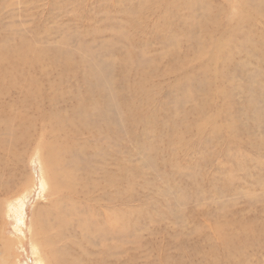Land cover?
Segmentation results:
<instances>
[{"label":"rangeland","instance_id":"374dc122","mask_svg":"<svg viewBox=\"0 0 264 264\" xmlns=\"http://www.w3.org/2000/svg\"><path fill=\"white\" fill-rule=\"evenodd\" d=\"M0 61V264H264V0H0Z\"/></svg>","mask_w":264,"mask_h":264},{"label":"bare ground","instance_id":"6f19581e","mask_svg":"<svg viewBox=\"0 0 264 264\" xmlns=\"http://www.w3.org/2000/svg\"><path fill=\"white\" fill-rule=\"evenodd\" d=\"M185 2V1H184ZM259 3V2H258ZM195 4V3H194ZM256 4V3H255ZM243 5V4H242ZM244 6V5H243ZM246 8H247V6H246ZM247 10V9H246ZM260 10V9H259ZM242 11V10H241ZM240 11V12H241ZM263 12V11H262ZM204 13V12H203ZM262 14V13H261ZM211 15V14H210ZM227 15V14H226ZM243 17V16H242ZM241 17V18H242ZM212 20V19H211ZM217 24V23H216ZM199 28H200V26H199ZM207 28V27H206ZM201 29V28H200ZM203 29V31L204 30H206L205 28H202ZM233 29V28H232ZM215 30V29H214ZM201 31V30H200ZM141 32V31H140ZM218 33V32H217ZM26 46V45H25ZM175 48V47H174ZM23 49H24V47H23ZM30 51V50H29ZM16 52V51H15ZM25 52H27L26 50H25ZM16 54V53H15ZM176 54V53H175ZM12 56V55H11ZM186 56V55H185ZM16 57V56H15ZM20 57V56H19ZM6 59H8V57L6 58ZM22 59L24 60V58L22 57ZM13 61H14V59H12ZM16 60H18V58L16 59ZM10 61V60H9ZM5 62H7V60L5 61ZM0 64H2V62L0 61ZM2 67V66H1ZM148 68V67H147ZM3 69V68H2ZM83 119V118H82ZM61 120V119H60ZM53 123V122H52ZM73 126V125H72ZM87 127V126H86ZM81 130V129H80ZM60 133V132H59ZM57 134V133H56ZM72 134V133H71ZM64 139V138H63ZM65 140V139H64ZM40 143V142H39ZM66 147V146H65ZM65 149V148H64ZM39 150V149H38ZM37 150V151H38ZM49 153V155H50V153L51 152H48ZM31 154V153H30ZM54 154V153H53ZM67 155V154H66ZM45 159V158H44ZM51 165V164H50ZM67 185V184H66ZM34 223V225H35V222H33ZM37 223V222H36ZM36 227V226H35ZM40 230V229H39ZM40 232V235L41 236H43V246H44V248L45 247H47L48 246V244H49V239H48V237L46 236V234H45V231H43V229L41 230V231H39ZM48 233V232H47ZM87 235V234H86ZM242 241V240H241ZM206 242V241H205ZM52 243V242H51ZM208 243V242H207ZM239 243V242H238ZM52 245V244H51ZM53 246V245H52ZM226 247V246H225ZM209 248V247H208ZM225 251H227V250H225ZM229 251H231V250H229ZM229 254V253H228ZM234 254V253H233ZM227 257V256H226ZM52 260L55 262L56 260L55 259H53V257H52ZM59 262V261H58ZM65 263V262H64ZM64 263H61V264H64Z\"/></svg>","mask_w":264,"mask_h":264}]
</instances>
